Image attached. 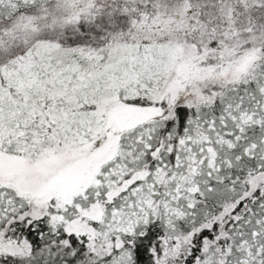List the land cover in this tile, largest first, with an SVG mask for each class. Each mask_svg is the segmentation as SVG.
I'll return each mask as SVG.
<instances>
[{"label": "snow or ice", "instance_id": "1", "mask_svg": "<svg viewBox=\"0 0 264 264\" xmlns=\"http://www.w3.org/2000/svg\"><path fill=\"white\" fill-rule=\"evenodd\" d=\"M0 264H264V0H0Z\"/></svg>", "mask_w": 264, "mask_h": 264}]
</instances>
